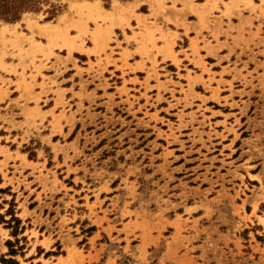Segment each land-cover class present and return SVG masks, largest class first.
Here are the masks:
<instances>
[{
  "label": "rangeland",
  "instance_id": "obj_1",
  "mask_svg": "<svg viewBox=\"0 0 264 264\" xmlns=\"http://www.w3.org/2000/svg\"><path fill=\"white\" fill-rule=\"evenodd\" d=\"M193 2L0 22V264H264V0Z\"/></svg>",
  "mask_w": 264,
  "mask_h": 264
},
{
  "label": "trees",
  "instance_id": "obj_2",
  "mask_svg": "<svg viewBox=\"0 0 264 264\" xmlns=\"http://www.w3.org/2000/svg\"><path fill=\"white\" fill-rule=\"evenodd\" d=\"M108 7L113 0H103ZM128 1V0H121ZM48 0H0V22L15 23L22 19L23 15L27 12H39L43 9L44 4H47ZM52 16H55L57 8L49 10ZM8 212L12 215L10 220H3L6 222L7 227L12 229L13 236L16 237L15 242L8 240L7 246L9 248V255L16 256L18 254L24 255L25 244H20L18 235L25 231V226H21V220L17 218L13 211V204L11 203ZM21 228V230H20ZM89 231H93L94 228H89ZM26 241V236L22 238ZM55 254L54 252H47L49 256ZM57 254V253H56ZM2 264H20L19 261L12 258H5V255L1 257Z\"/></svg>",
  "mask_w": 264,
  "mask_h": 264
},
{
  "label": "crops",
  "instance_id": "obj_3",
  "mask_svg": "<svg viewBox=\"0 0 264 264\" xmlns=\"http://www.w3.org/2000/svg\"><path fill=\"white\" fill-rule=\"evenodd\" d=\"M180 1H183V2H185L187 5H191L192 3H194L195 5L196 4H198L197 2H193L194 0H180ZM179 4V3H178ZM169 6H171V5H169ZM178 7V9H179V11H178V13H184L185 11H186V14L185 15H181V17H183V16H188V15H190V13L191 12H189V8L188 9H184V7L183 6H177ZM180 9H184V12H183V10H180ZM170 12H174V10L171 8L170 10H169ZM189 18V17H188ZM134 57V56H133ZM133 57H131V58H133ZM136 57V56H135ZM129 63H130V61H129ZM1 74V76H7L6 74H3V73H0ZM12 79H13V77H12ZM11 90V92H13L15 89L14 88H12V89H10ZM2 102H5L6 104H7V101H2V100H0V109H1V111H0V113L2 114V115H4V116H6V115H9L10 113H9V111H6V110H3V109H6V106H3V103ZM18 122H20L19 120H17ZM0 130L2 129V128H4L5 130H10V131H13V130H15V128H14V126H12V125H6L5 123H2V121H0ZM23 135V133H20V136H22ZM3 137H4V135H0V146L1 147H7V145H5V144H2V140L1 139H3ZM19 141V140H18ZM20 142V141H19ZM17 150H13L12 152H16ZM0 155H2L3 156V154H1L0 153ZM19 155L21 156V158L20 159H18L17 160V162L19 163L21 160H23V159H26L28 162H33V163H42V162H40V161H34V160H31L30 158H29V156L27 155V153H24V152H22V151H19Z\"/></svg>",
  "mask_w": 264,
  "mask_h": 264
}]
</instances>
